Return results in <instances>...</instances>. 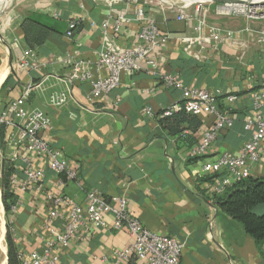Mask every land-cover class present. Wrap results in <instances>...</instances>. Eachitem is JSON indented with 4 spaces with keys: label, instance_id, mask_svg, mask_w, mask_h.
<instances>
[{
    "label": "crops",
    "instance_id": "1",
    "mask_svg": "<svg viewBox=\"0 0 264 264\" xmlns=\"http://www.w3.org/2000/svg\"><path fill=\"white\" fill-rule=\"evenodd\" d=\"M15 9L11 10V23L0 30V112L8 102L19 99L26 87L49 76L43 90L30 92L25 108H37L51 119L52 129L43 132L41 138L61 151V158L77 168L78 177L58 188V178L39 159L24 147L9 144L14 129L0 125V169L2 161L14 153L32 159L35 168L45 169L43 192L30 188L18 193L16 211L8 216L18 252L29 256L43 249V239L48 238L42 230L49 210L45 193L76 196L84 207V194L93 189L107 201L125 195L130 214L143 227L183 244L181 264H264L254 240L206 200L213 177L201 172L203 164L216 160L222 152L237 155L251 137L243 127L253 117L249 95L264 89V44L257 38L264 32V21L237 17L219 20L215 23L220 24L217 31L223 39L231 33L230 41L208 44L199 40L184 50L182 38L208 37L206 26L197 30L201 15L179 21L176 12L172 18L164 11L144 6L145 15L169 36L157 53L160 74H176L185 85L208 90L218 99L219 109L233 119L232 127L220 133L202 158L192 159L188 150L201 142L202 133L214 119L201 115V126L194 135L184 130L185 138L189 137L186 141L181 136L167 135L159 126L160 115L181 103V93L156 78L141 73L124 75L116 90L94 102L84 98L88 84H75L68 87L67 105L60 109L48 105L50 92L66 89L59 80L68 73L63 64L67 53L78 50L80 59L95 61L101 48L102 23L109 16H131L132 1L109 5L98 0H44L29 5L22 13ZM28 17L49 27L52 34L42 47L32 50L38 69L12 71L11 66L21 62L29 50L19 27ZM74 18H83V22L69 39L65 37L66 25ZM205 23L212 25L208 18ZM138 31L136 23L123 25L116 36L118 44L134 46ZM227 96L238 100L228 102ZM145 105L152 108L151 118L143 114ZM13 169L10 177L23 179L19 161L13 163ZM249 173L259 178L264 168L259 164ZM259 213L264 214V207ZM93 233L89 242L70 245L63 252L62 262L99 264L102 256L110 255L112 249L122 250L130 242L124 232L109 229Z\"/></svg>",
    "mask_w": 264,
    "mask_h": 264
},
{
    "label": "built area",
    "instance_id": "2",
    "mask_svg": "<svg viewBox=\"0 0 264 264\" xmlns=\"http://www.w3.org/2000/svg\"><path fill=\"white\" fill-rule=\"evenodd\" d=\"M129 1L115 0L108 4H123ZM132 3L134 12L131 16L126 13L115 17L109 16L102 23L101 48L95 61L80 59L78 50L67 53L63 64L68 67V73L59 80L66 86V89L50 92L47 100L48 105L55 109L67 105L69 88L75 84H88L89 88L84 98L86 101L94 102L105 99L107 95L116 90L124 75L128 77L137 73L148 75L161 81L165 87L177 89L181 93V103L163 110L160 118L184 112L198 118L201 115H207L214 119L213 124L202 133L201 142L192 146L187 153L189 158H202L208 149L217 142L220 133L232 127L233 119L226 111L219 109L218 99L208 90L191 88L180 82L176 74H160L157 53L168 41L169 36L160 31L157 24L145 15L144 5L138 4L137 0H132ZM260 4L262 5L261 11L251 13L254 20H264V1ZM207 11L208 7L203 4H198L193 10L188 5L175 11L179 21H190L195 16L201 15V19H199L201 25L197 30L206 26L208 31V37L204 39L201 37L197 39L182 38L184 50L189 49L196 43L195 41L199 40L208 44L223 40L230 41L231 33H226L223 39L216 26L205 25ZM216 14L224 13L218 9ZM82 22L83 18L69 20L66 25L65 37L71 39L73 31ZM130 23L139 25L137 42L134 46L123 47L118 44L116 36L123 25ZM257 38L260 43L264 44V32L258 34ZM38 68L36 55L30 49L25 52L21 62L11 66L12 71H30ZM48 80L49 76H46L40 82L31 84L25 88L19 99L8 102L0 112V125L14 129L9 135V144L13 147H24L36 159H39L45 169L58 178L56 186L61 189L65 184L60 175H64L69 181L77 180V168L61 158L59 149L42 140L41 134L52 129L51 119L37 108L31 110L25 108V101L30 92L43 90V86ZM249 97L253 117L245 122L243 129L250 133V139L241 146L237 155L222 152L216 160L202 165L201 172L213 177L212 187L207 190L209 196L222 195L227 188L249 176L251 167L260 164L264 168V89L252 92ZM226 99L228 102L238 100L235 96H227ZM142 111L148 118L153 116L152 108L149 105H145ZM186 134L187 131H183L181 137L185 138ZM9 161L11 163L19 161L23 165V179L19 180L14 176L9 178V187L12 192L22 194L30 188L43 192L45 169L35 168L32 159L21 157L17 153H14ZM84 196L85 206L83 207L77 201L76 196H67L52 191L45 193L49 210L42 230L48 235V238L43 239L44 246L40 252L34 251L29 256L18 252L19 264H71L68 261L62 262L63 252L70 245L73 243L85 244L94 237V231H108L109 229L126 233L130 242L126 248L112 249L110 255L102 256L99 259V264H127L130 258H134L136 264H181L183 244L171 237H165L143 227L130 214L125 195L107 201L98 191L91 189L85 192ZM17 206L16 200L15 204L10 207L11 214L15 213Z\"/></svg>",
    "mask_w": 264,
    "mask_h": 264
},
{
    "label": "trees",
    "instance_id": "3",
    "mask_svg": "<svg viewBox=\"0 0 264 264\" xmlns=\"http://www.w3.org/2000/svg\"><path fill=\"white\" fill-rule=\"evenodd\" d=\"M25 45L30 50H35L48 40L52 30L32 17L23 19L19 25ZM80 29L76 27L73 34ZM183 124L187 126L182 127ZM159 126L167 135L171 137L181 136L186 129L194 135L201 126L198 117L188 115L184 112L173 113L159 120ZM186 136L183 140L186 141ZM13 163L3 160L0 169V197L5 210L6 219L10 214V207L17 200L16 192H12L9 187V178L13 173ZM61 180L66 184L67 177L60 175ZM206 200L219 211H223L230 218L242 227V229L254 240L260 254L264 257V214L259 213V209L264 207V175L259 178L247 176L227 188L222 195L208 196ZM12 226L8 223L7 263L19 264L18 246L11 234ZM127 264H136L134 258H130Z\"/></svg>",
    "mask_w": 264,
    "mask_h": 264
},
{
    "label": "rangeland",
    "instance_id": "4",
    "mask_svg": "<svg viewBox=\"0 0 264 264\" xmlns=\"http://www.w3.org/2000/svg\"><path fill=\"white\" fill-rule=\"evenodd\" d=\"M44 0H9L6 4L3 3V0H0V30H3L8 24L11 23V10L14 7L19 9L21 13L23 12V9H27L29 5L40 2ZM101 2L108 3L110 1L115 0H98ZM132 1V0H130ZM252 0H237L231 1V0H198V1H183V0H137V3L144 6H149L154 8L155 10L164 11L168 17H174V12L177 11L180 7L184 6H190L191 10H193L198 4H203V6L208 7V18L209 22L212 24V26L218 27L220 24L216 25L215 23H218L219 20H229L228 18H236V19H246L249 21L254 20V16L251 15V13H258L261 11V4L262 1L255 2V3H249ZM191 2V3H190ZM236 4H245V12H235L234 10L228 12L227 14L218 15L216 14L217 10L221 7H225L227 5L234 6ZM17 9H15L17 11ZM252 10V11H251ZM222 16V17H221ZM250 17H252L250 19ZM223 18V19H222ZM261 20V19H259ZM264 21V20H263ZM241 24H239L240 26ZM1 196V195H0ZM0 204H1V219L0 224L2 225V230H0V235H2V246L0 245V250L4 249V257L6 259L5 264L7 263V245H6V237L8 235V223L9 220L6 219V214L4 207L1 202L0 197ZM10 224V223H9ZM0 225V227H1ZM11 225V224H10ZM3 232V233H2ZM11 234L13 235V231L11 229ZM3 254L2 250L0 251V260L2 259Z\"/></svg>",
    "mask_w": 264,
    "mask_h": 264
},
{
    "label": "bare ground",
    "instance_id": "5",
    "mask_svg": "<svg viewBox=\"0 0 264 264\" xmlns=\"http://www.w3.org/2000/svg\"><path fill=\"white\" fill-rule=\"evenodd\" d=\"M9 0H3V3L4 4H6L7 2H8ZM180 1V0H179ZM183 1H186V2H189V1H193V0H183ZM194 1H198V0H194ZM206 1H208V0H206ZM231 1H237V0H231ZM259 2V1H264V0H252V1H250L249 3H255V2ZM191 3V2H190ZM245 4H236V5H234V6H231V5H227V6H225V7H221L220 9H219V11H221V12H223V13H225V14H227L228 12H230V11H232V10H234L235 12L237 11V12H245ZM0 219H1V204H0ZM1 225V224H0ZM3 227H2V225H1V227H0V230H2L3 231V229H2ZM3 233V232H2ZM1 241H2V235H0V245L2 246V243H1ZM2 254H3V257H2V259L0 260V264H5V257H4V249H3V247H2ZM0 250V251H1Z\"/></svg>",
    "mask_w": 264,
    "mask_h": 264
},
{
    "label": "water",
    "instance_id": "6",
    "mask_svg": "<svg viewBox=\"0 0 264 264\" xmlns=\"http://www.w3.org/2000/svg\"><path fill=\"white\" fill-rule=\"evenodd\" d=\"M5 262H6V260H5Z\"/></svg>",
    "mask_w": 264,
    "mask_h": 264
}]
</instances>
